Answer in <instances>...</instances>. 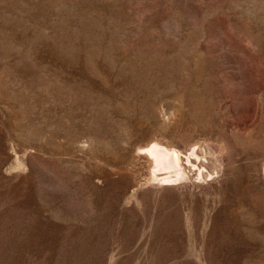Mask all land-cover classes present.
Masks as SVG:
<instances>
[{"label":"rangeland","instance_id":"374dc122","mask_svg":"<svg viewBox=\"0 0 264 264\" xmlns=\"http://www.w3.org/2000/svg\"><path fill=\"white\" fill-rule=\"evenodd\" d=\"M263 165L264 0H0V264H264Z\"/></svg>","mask_w":264,"mask_h":264},{"label":"bare ground","instance_id":"6f19581e","mask_svg":"<svg viewBox=\"0 0 264 264\" xmlns=\"http://www.w3.org/2000/svg\"><path fill=\"white\" fill-rule=\"evenodd\" d=\"M199 150H198V147L195 146V144H191V146H189L188 149L183 150V148H179L176 145L164 143L161 140L159 141L158 139H152L142 148L140 152L144 153L147 157L149 170H150L149 171L150 176L153 178V179L151 178V181L155 179L157 183L160 182L162 183L161 185H163L167 183L171 184L172 182L175 183L174 182L175 180L184 177L186 175V172L188 171H192V174L194 175V180H196V178L203 173L201 167H203L202 165H203L204 160L202 159V156H201L202 149L201 151ZM206 151L207 150H205V154H206ZM216 156H218V154ZM217 163L219 162L217 161ZM195 166L198 169H196ZM262 170L264 174V165H263ZM204 174L205 173H203V175ZM205 177H207V174ZM173 183L171 185H174Z\"/></svg>","mask_w":264,"mask_h":264}]
</instances>
